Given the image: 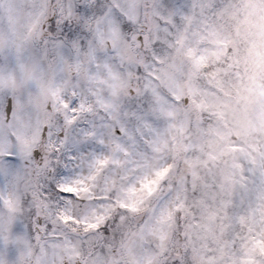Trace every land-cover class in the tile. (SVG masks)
<instances>
[{
    "label": "snow or ice",
    "instance_id": "6c2138e0",
    "mask_svg": "<svg viewBox=\"0 0 264 264\" xmlns=\"http://www.w3.org/2000/svg\"><path fill=\"white\" fill-rule=\"evenodd\" d=\"M0 264H264V0H0Z\"/></svg>",
    "mask_w": 264,
    "mask_h": 264
}]
</instances>
